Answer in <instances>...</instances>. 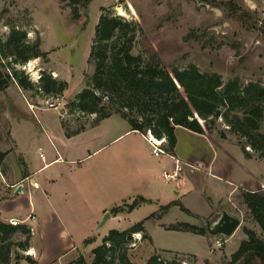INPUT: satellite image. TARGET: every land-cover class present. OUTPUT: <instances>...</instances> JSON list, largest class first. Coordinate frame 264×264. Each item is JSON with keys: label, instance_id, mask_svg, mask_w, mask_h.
Wrapping results in <instances>:
<instances>
[{"label": "rangeland", "instance_id": "rangeland-1", "mask_svg": "<svg viewBox=\"0 0 264 264\" xmlns=\"http://www.w3.org/2000/svg\"><path fill=\"white\" fill-rule=\"evenodd\" d=\"M227 1L0 0V40L6 41L13 29L23 30L30 43L37 42L40 50L48 54L46 59H31L25 65H17L11 58L0 61L3 78L9 77V87L0 91V150L9 151L0 166L1 189H6L11 178H20L52 158L53 138L58 136L60 128L65 129L72 141L88 138L89 128L86 127L93 124L83 116L78 118L70 103L84 89H92L97 95L102 93L91 81L95 64L90 61V53L95 28L104 14L120 17L136 26L132 54H141L145 62L154 67L183 70L195 65L202 73L220 74L225 82L238 77L243 84L254 81L264 86V32L257 24L259 20L264 21V0H236L239 7L252 14L245 24L224 9L223 2ZM75 7L79 19L73 16ZM118 9H123L126 15H120ZM31 61L36 75L26 69ZM14 71L27 76L35 85L44 74L66 83V89L54 97L53 102L59 98L61 107L70 113L67 120H61V108L47 110L44 102H51L52 97L18 86ZM114 100L117 107L124 103L118 96ZM107 101L104 97L102 105ZM105 119L100 128L101 140L109 135L105 130L116 133L121 128L119 123L122 124L118 119L124 118L114 113ZM72 121L77 122L76 131L68 129ZM210 127L211 132L206 135L184 128L176 131L177 148L171 155L179 159L182 170L174 180H166L162 173L174 172L175 159L172 161L166 154H151L149 143L138 134L129 133L105 147L98 162L104 169L106 164L101 161L105 154L115 156L129 181L125 193L120 192L123 178L117 174L113 198L105 196L103 190L100 196L93 197L97 199L86 196L91 202L85 203L76 192L66 195L69 180L76 181L85 169V184L91 187L96 183L90 162L54 165L36 175L42 184L45 179L57 180L60 191L55 189L50 202L42 198V194L46 195L44 187L37 192L29 180L23 184V194L6 189L0 195V216L20 212L27 217L30 204L34 203L33 211L38 220L36 235L29 237V247L14 249L11 264H68L79 256L84 257L86 264H91L92 251L112 230L124 231L142 221L144 232L132 235L127 250L134 264H146L154 254L165 261L178 260L182 264H224L241 242L248 240L246 229L264 240V233L243 197L253 192L264 196V157H258L242 137L230 132L222 118ZM221 131L227 135L226 140L221 139ZM97 138L93 131L92 140ZM240 141L252 155L251 159L245 157ZM130 154L137 159L135 168L131 166ZM68 156L64 158L68 160ZM144 193L149 194V198L145 199ZM171 201L181 202L189 212L179 206L164 210ZM116 207L125 209L118 217L110 212ZM223 211L241 222L231 237L208 232L203 236L183 227H179V231L168 230L182 224L205 228V220L214 223ZM107 212L112 219L102 225ZM17 217L25 218L14 216ZM10 219L6 223L10 224ZM27 238L28 235L18 232L12 240L19 243ZM32 238L36 258L29 253ZM124 247L126 245L118 247L117 255ZM28 256L35 263H31Z\"/></svg>", "mask_w": 264, "mask_h": 264}, {"label": "trees", "instance_id": "trees-1", "mask_svg": "<svg viewBox=\"0 0 264 264\" xmlns=\"http://www.w3.org/2000/svg\"><path fill=\"white\" fill-rule=\"evenodd\" d=\"M223 6L231 12L232 17L244 24L252 15L239 7L236 0L223 2ZM73 16L79 19L76 7L73 9ZM257 24L264 32V21L259 20ZM135 32L136 26L132 22L106 14L100 17L95 28L90 61L95 64L91 81L94 88L102 93L97 95L92 89L82 90L77 99L70 103L74 113L95 114L96 121L114 113L119 114L130 124L132 130L143 135L151 131L155 138H165V152L168 154L175 151L177 127L206 135L211 132L210 126L222 118L228 123L230 132L242 137L258 157H264V86L260 82L243 84L238 77L225 82L220 74L202 73L195 65L183 70L171 66L154 67L146 63L141 54H132ZM47 55L40 50L37 42H29L27 33L23 30L13 29L6 41L0 40V61L11 58L15 64L25 65L31 59H46ZM3 76L0 71V91L9 87V77L5 76L4 79ZM13 78L18 80L16 83L22 89L38 93L40 88L48 97L61 95L67 87L66 83L46 74L41 76V82L36 85L19 71H14ZM115 96L122 98L124 102L119 107L115 106ZM104 97L108 99L106 105H102ZM113 107L118 112L111 110ZM220 137L227 139L222 131ZM240 146L245 157L251 159L252 155L245 149V144L240 141ZM8 154L9 151L0 150V166ZM26 177L27 175L24 178ZM243 197L264 233V196L260 192H253L246 193ZM173 206L189 212L178 201L171 202L164 210L168 211ZM122 211L125 209L116 207L110 212L117 216ZM179 227L203 236L207 233L206 228L189 224L171 226L168 230L179 231ZM18 232L28 235V238L24 242L15 243L12 238ZM140 232H144V221L124 231L112 230L103 239V243L92 251L91 264H134L128 257L127 250L132 235ZM245 232L248 240L242 241L231 259L224 264H264V240L249 229ZM29 237L31 234L25 226L14 227L0 221V264H11L14 249H27ZM122 245L126 247L117 255L118 247ZM27 259L35 263L30 256ZM68 264H86V261L83 256H79ZM146 264L182 263L178 260L165 261L154 254Z\"/></svg>", "mask_w": 264, "mask_h": 264}, {"label": "crops", "instance_id": "crops-1", "mask_svg": "<svg viewBox=\"0 0 264 264\" xmlns=\"http://www.w3.org/2000/svg\"><path fill=\"white\" fill-rule=\"evenodd\" d=\"M77 118V117H76ZM79 118V117H78ZM87 120H89L93 125L86 127L89 128L88 129V138L82 139V140H77V141H72L73 139H71V137H67L66 133H65V129L64 128H60V131L58 130V136H55V139L53 138V143H54V154L52 156V158H50V160H47L45 162V160L43 161V165L36 168L33 171H26L25 174H23V176H21L20 178L17 179H12L11 181L8 182L6 184V189H12V192H15L17 187L20 184H24L25 182H27L28 180L30 181V185L33 186V189L35 191H39L41 190L43 187L46 191V195L42 194V198L46 200V202H50V198H53V195L55 193V189L57 191H60V187L59 184L57 183V180H52L51 182H48V179H45L43 184L41 183L42 180H40V182L36 179V175L42 173L45 169H48L54 165H63V164H84L85 162H90V165L94 166L93 169V180L96 181V183H93L90 186H88L86 183V177H84V172L77 177L76 181L73 180H69V185L67 186L69 192L65 193L66 195L68 194H74L75 192L77 193V195L81 196V200L85 203V201L91 202L86 196H92V199H97V198H93L95 195H99L100 196V191L103 190V194L105 196H107L109 199L113 198L116 195V189L114 187V181H115V177L117 176V174L121 175V177L123 178V185L120 188V192L121 193H125V191H127V184L129 185V181L127 178V175L124 173L123 169L121 167H119L116 163L115 160V156L111 155V154H105L104 158L102 159L101 162H103L104 164H106V167L104 169H101L99 167V160H100V154H102L103 149L105 147H107L108 145H110L111 143H113L115 140H117L118 138L122 137L123 135L129 134V133H135L138 134L141 139L144 142H147V139L145 137V135L134 131L131 129L130 125L124 120V119H118L120 121H122V124H120V127L118 129V131L115 133V131H111L109 130V132L107 130H105L106 133H108L109 135L106 136V139L101 140V133H100V128L101 125L103 126L104 122L107 120H100V121H96V116L89 118H86ZM76 120V119H75ZM98 122V124H96ZM76 121H72L69 123L68 129L70 131H76L78 129V126H76ZM182 127H177L176 131L178 129H180ZM85 129V130H86ZM106 129V128H105ZM93 131L96 133L97 135V139L92 140L93 138ZM76 138V137H75ZM49 139V138H47ZM51 141V140H50ZM52 142V141H51ZM72 144V145H70ZM148 144V142H147ZM149 145V144H148ZM177 148V145H176ZM176 152V149H175ZM152 154V152H150ZM69 155L68 160L66 158H64L65 156ZM166 155L173 161L175 159V162L179 161V159L175 158L173 155L166 153ZM99 159H96L98 158ZM130 160L132 162L133 168L136 167L137 165V159L133 154H130ZM174 162L173 164V168L175 170V166L176 163ZM166 172H163V174H165ZM103 174V176H102ZM171 174V173H168ZM25 175H27L26 178ZM32 181L34 183H32ZM24 188V187H23ZM91 188V189H89ZM5 188L2 190V192L0 193L3 194V192L6 190ZM24 189L22 190L21 193L18 194H23ZM15 194V193H14ZM142 196L146 198H149V194L144 193L142 194ZM85 197L87 199H85ZM92 200V201H93ZM172 202V201H171ZM170 202V203H171ZM2 205V202H0V206ZM33 206L35 207L34 203L30 204L31 207V211L30 213L33 211ZM34 212V211H33ZM35 213V212H34ZM36 214V213H35ZM0 215H2V212L0 211ZM23 216L25 217V215H23L22 213L18 212V213H14L8 217H2L0 216V221L2 222H6L8 219L10 218H14V216ZM37 216V215H36ZM118 217V216H117ZM114 217V218H117ZM20 218V217H17ZM112 219V218H110ZM38 221V220H37ZM37 226V224H36ZM36 226H35V232L32 235L33 238L36 235ZM33 238L31 241V250L33 251V255L30 256H34V258L37 257L35 250L33 248Z\"/></svg>", "mask_w": 264, "mask_h": 264}, {"label": "built area", "instance_id": "built-area-1", "mask_svg": "<svg viewBox=\"0 0 264 264\" xmlns=\"http://www.w3.org/2000/svg\"><path fill=\"white\" fill-rule=\"evenodd\" d=\"M41 77L38 78L36 84H39ZM38 93L43 95V91L38 88ZM52 101H46L44 103L47 104V110L49 109H58L61 108V114H60V118L63 121H66L67 118L70 116L69 112L67 110H65L64 108L61 107V102L59 101V98H55V102L54 101V97H52ZM30 108H33L34 106L29 105ZM33 111V109H32ZM35 113V111H33ZM77 117H84V118H92L95 117V114L92 115H84V114H80V113H76ZM72 115V114H71ZM37 116V115H36ZM147 142L149 143L150 147H151V152L152 154H154L155 156H158L159 154H166L165 150L167 147V140L165 138H162L160 140H158L157 138H153L154 136L152 135L151 131H147L146 135H145ZM41 157L44 159V155L41 154ZM182 170V167L179 165L178 161L176 162V166H175V170L172 174H168L165 173L164 177L166 180H174L177 178L178 174L180 173V171ZM10 224L14 227H22L25 226L26 229H28V231L30 232L31 235L34 234L35 232V226L37 224V216L36 214L32 211L27 217L21 219V218H12L9 220ZM29 253H27L28 255ZM30 255V254H29Z\"/></svg>", "mask_w": 264, "mask_h": 264}, {"label": "water", "instance_id": "water-1", "mask_svg": "<svg viewBox=\"0 0 264 264\" xmlns=\"http://www.w3.org/2000/svg\"><path fill=\"white\" fill-rule=\"evenodd\" d=\"M118 7H121V5H118ZM87 15V11L85 13ZM32 183H34L32 181ZM23 190V185L20 184L16 191L15 194L21 193ZM111 218L110 212H107L103 221L104 225L108 219ZM241 222L239 219L236 217H233L230 215L227 211L221 212V216L214 222L211 223L208 220H205V228L207 232L211 235H223L227 237H231L235 231L239 228Z\"/></svg>", "mask_w": 264, "mask_h": 264}, {"label": "bare ground", "instance_id": "bare-ground-1", "mask_svg": "<svg viewBox=\"0 0 264 264\" xmlns=\"http://www.w3.org/2000/svg\"><path fill=\"white\" fill-rule=\"evenodd\" d=\"M118 11H119V14L120 15H126V13H125V11L123 10V9H118ZM128 17V16H127ZM26 69H28L30 72H33V75H36V72H35V67H34V62L33 61H31L28 65H27V67H26ZM57 76V75H56ZM153 138H155V137H153ZM159 140V139H158ZM33 185V184H32ZM29 253L30 254H33V251H29Z\"/></svg>", "mask_w": 264, "mask_h": 264}]
</instances>
